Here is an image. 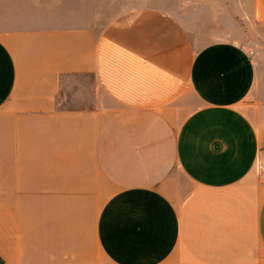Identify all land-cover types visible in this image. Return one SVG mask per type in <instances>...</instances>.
<instances>
[{
	"label": "crops",
	"instance_id": "1",
	"mask_svg": "<svg viewBox=\"0 0 264 264\" xmlns=\"http://www.w3.org/2000/svg\"><path fill=\"white\" fill-rule=\"evenodd\" d=\"M259 25L264 0H0V264H264Z\"/></svg>",
	"mask_w": 264,
	"mask_h": 264
},
{
	"label": "rangeland",
	"instance_id": "2",
	"mask_svg": "<svg viewBox=\"0 0 264 264\" xmlns=\"http://www.w3.org/2000/svg\"><path fill=\"white\" fill-rule=\"evenodd\" d=\"M239 41L259 66V90L250 96L249 101L264 108V26L259 25L254 31L246 30L244 35L239 37Z\"/></svg>",
	"mask_w": 264,
	"mask_h": 264
}]
</instances>
